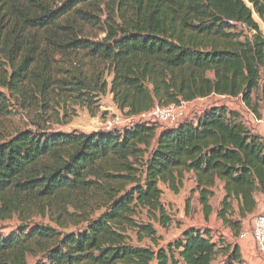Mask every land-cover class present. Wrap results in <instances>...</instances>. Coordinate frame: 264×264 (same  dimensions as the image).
Returning <instances> with one entry per match:
<instances>
[{
  "label": "trees",
  "instance_id": "trees-1",
  "mask_svg": "<svg viewBox=\"0 0 264 264\" xmlns=\"http://www.w3.org/2000/svg\"><path fill=\"white\" fill-rule=\"evenodd\" d=\"M107 92L125 114L216 94L261 118L264 0H0V222L19 221L0 264H249L206 224L165 245L155 225L171 220L160 184L176 194L191 173L204 220L238 236L264 195V138L225 104L172 126L36 120ZM18 112L33 127L9 130Z\"/></svg>",
  "mask_w": 264,
  "mask_h": 264
},
{
  "label": "rangeland",
  "instance_id": "rangeland-1",
  "mask_svg": "<svg viewBox=\"0 0 264 264\" xmlns=\"http://www.w3.org/2000/svg\"><path fill=\"white\" fill-rule=\"evenodd\" d=\"M58 2L62 0H57ZM219 99L209 98L204 104H214ZM120 111L115 107L110 93L101 95L98 99V103L92 109H87L84 106H78L66 102L64 109L60 106L49 109L46 113H43V120L41 118H33L30 113L24 114L18 112L12 117L9 130L22 128V127H33L31 121L38 120L39 123L46 127L53 129H61L69 131L72 129H78L85 132L94 131L97 129H103L104 122ZM40 114V113H38ZM121 114H123L121 112ZM34 120H31V119ZM242 118L245 121L244 115ZM246 122V121H245ZM185 181L178 193L172 192L165 184H160L162 190L161 201L166 208L167 213L170 215V222L167 226L161 227L155 225L157 234L160 236L159 243L165 245L168 242L175 239L179 232L188 225H196L204 223L203 210L201 205L197 201L198 191L194 190V181L190 180V174H185ZM218 181L214 188V195L210 198V203L213 209H216L222 198L221 188ZM188 201V202H187ZM215 215L214 210L209 215L208 222L214 223ZM251 216L245 219V224L250 222ZM19 221L14 217L9 220L0 222V234L7 235L11 231L17 230ZM214 234L217 233L218 229L213 227ZM232 236L233 232L230 229ZM222 234V233H220ZM223 235V234H222ZM224 236V235H223ZM229 236V235H228ZM144 243L151 244L149 240H145ZM32 259H29L31 262Z\"/></svg>",
  "mask_w": 264,
  "mask_h": 264
},
{
  "label": "built area",
  "instance_id": "built-area-1",
  "mask_svg": "<svg viewBox=\"0 0 264 264\" xmlns=\"http://www.w3.org/2000/svg\"><path fill=\"white\" fill-rule=\"evenodd\" d=\"M242 26L245 28L244 24ZM199 99L201 98H197L196 100ZM201 110L200 104L193 102V100L169 104L156 103L149 109L134 114L116 113L105 120L103 129L121 127L133 121L158 122L163 125L172 126L179 120L192 117L194 113H199ZM247 237L253 240L257 253L264 260V209L253 215L250 222L240 230L238 238L245 239Z\"/></svg>",
  "mask_w": 264,
  "mask_h": 264
},
{
  "label": "crops",
  "instance_id": "crops-1",
  "mask_svg": "<svg viewBox=\"0 0 264 264\" xmlns=\"http://www.w3.org/2000/svg\"><path fill=\"white\" fill-rule=\"evenodd\" d=\"M209 98L219 99V101L215 102L214 104H225L229 108H233V109L240 111L241 114H243L244 118L246 119L245 120L246 124L254 132L258 133L259 135H261L264 138V109L263 108H259L261 118L258 119L255 117L254 114L251 113V111L245 106V104L238 97L213 94V95H210L208 97H203L199 100L195 99V100H193V102H198L200 104V106L203 108L207 105H210L209 103L207 105L206 104L203 105V102H205ZM189 174H190V180L193 181V178L191 177V173H189ZM219 186L221 188V193L223 195L222 183H220ZM256 200H257V207H256L255 211L253 212V214L250 215L251 217L253 215L257 214L258 212H260L262 209H264V195L257 194ZM203 224H206L212 228L213 227L217 228L218 229L217 234L222 233L227 239L237 242L239 245L241 254L247 263H249V264H264V260L257 253L254 242L250 237H247L245 239H240V238H238V236H232V233H231L229 227L223 225L222 221L220 219H217L216 217L214 219L213 224H211V222H208V221H204ZM203 224H200V225H203ZM245 226H246V224H245V220H244L243 221V227H245Z\"/></svg>",
  "mask_w": 264,
  "mask_h": 264
}]
</instances>
